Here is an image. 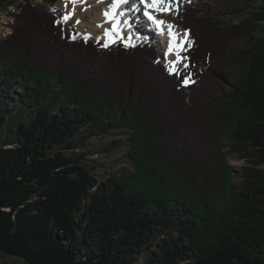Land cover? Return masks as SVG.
Returning <instances> with one entry per match:
<instances>
[{
  "label": "trees",
  "instance_id": "trees-1",
  "mask_svg": "<svg viewBox=\"0 0 264 264\" xmlns=\"http://www.w3.org/2000/svg\"><path fill=\"white\" fill-rule=\"evenodd\" d=\"M46 1L19 2L0 40V252L16 264H264V0L184 2L180 75L151 44L73 39ZM118 129L131 167L98 179L75 150ZM225 153L247 161L236 182Z\"/></svg>",
  "mask_w": 264,
  "mask_h": 264
},
{
  "label": "rangeland",
  "instance_id": "rangeland-1",
  "mask_svg": "<svg viewBox=\"0 0 264 264\" xmlns=\"http://www.w3.org/2000/svg\"><path fill=\"white\" fill-rule=\"evenodd\" d=\"M62 1H65V0H57L55 4L61 9L62 14L64 16L66 12H65V9L62 7V4H61ZM173 1H172L173 3L172 2L171 3L173 4L174 10L166 14L169 19L171 20L173 19L176 21L178 28L183 34L185 30L183 27H181L183 25L179 23L180 17L178 16V12L181 8V5L184 2H187L188 0H173ZM19 2H22L25 6L31 5L32 7H35V8L42 7V6H44V8H48L49 6V2L46 0H32V1L31 0H15L13 3L9 4L8 7L0 10V40L9 36L13 30V25L19 22L18 18H16V16H18L17 9L19 8L17 7L19 5L18 4ZM196 15L205 16L206 14L203 15V14L197 13ZM240 16L241 14L238 16L236 15L232 16L230 14H227L223 16L221 15L220 17L225 18V21L231 22L232 23L231 25H236L235 23L241 19V18H238ZM207 19L212 20V17L210 16V18H207ZM60 22H62V18L60 19ZM182 22H184V24L192 26L196 34L200 35L201 37L207 36L208 38L210 31L206 34L207 28L206 26L203 25L204 22H208V20L205 19V20L199 21L192 14H190L188 17L186 14ZM62 23L66 25L68 29H71V30L73 29L74 31H77V33L74 34L73 37H75L76 39L84 38V36H80L81 29L78 26V23H75V20L70 19L69 21L62 22ZM72 24L74 25L73 27L71 26ZM138 25H139V22H138ZM142 28L143 27H141V29ZM146 28L147 27H145L144 29ZM148 33H149V36H151V33L145 30V34H148ZM83 34L86 35V32H84ZM88 40H97V41L102 42L103 44L105 43L104 41L99 40L98 38H92ZM152 45L159 50V53L162 55V61L168 67V64L163 56L162 50L157 45V42H154V44ZM233 45L234 44H232V47ZM185 48H187V45H185ZM10 109H12V112H15L17 110V108L13 106H11ZM126 139H127V134H125L124 129L112 130L107 133L92 136L88 138L86 142L82 144L80 147H78L75 151L78 154L82 155L83 157L81 159L82 163H84L87 167H89L92 170V172L97 176L98 179H105L106 177L117 173V171L121 167H131L126 158V150H127V140ZM213 143H214V140L212 138L211 144ZM225 154H226V157H225L226 162L229 165L233 166L234 168V170L231 171V179L234 182H236L237 176L239 174V172H237L236 170H239L241 166L246 165L247 161L244 158H240L235 155H231V154L228 155L227 153ZM18 259L19 258L15 256L6 255L0 252V262L2 264H16L17 262H19Z\"/></svg>",
  "mask_w": 264,
  "mask_h": 264
},
{
  "label": "snow or ice",
  "instance_id": "snow-or-ice-1",
  "mask_svg": "<svg viewBox=\"0 0 264 264\" xmlns=\"http://www.w3.org/2000/svg\"><path fill=\"white\" fill-rule=\"evenodd\" d=\"M68 2L73 5V10L68 11L62 17V22H67L72 18L75 6L80 0H68ZM141 3L143 4V8H136L135 10L143 12V15L152 22L154 29L158 30L161 35L165 34V29L167 30L166 34L169 39L165 56H175V59L167 61V71L169 74L180 75L181 69H186L189 66L187 63L188 57L181 55L182 52H186L192 47L188 31H184L181 35L174 30V25L166 24V22L162 20H157L156 17L152 15V12L168 13L173 11L174 7L171 0H141ZM124 4H129V0H110V7L103 13L105 22L110 25L109 28L104 30V39L106 42L103 44V47L105 48L117 42L123 43L125 47L135 46L131 33L126 37L122 34L124 29L129 25L127 21H124L123 24L121 23L119 17L123 16L124 12H118L117 10ZM65 8H67V3L65 4ZM144 9H147L148 11H144ZM52 11H55V9L53 8ZM79 22V20L75 21V23ZM178 38L179 42L177 43ZM73 39H75V37H73ZM84 39H88V37L85 36ZM185 44L187 45V48H185ZM189 82H191L190 75L182 80L184 85H187Z\"/></svg>",
  "mask_w": 264,
  "mask_h": 264
},
{
  "label": "bare ground",
  "instance_id": "bare-ground-1",
  "mask_svg": "<svg viewBox=\"0 0 264 264\" xmlns=\"http://www.w3.org/2000/svg\"><path fill=\"white\" fill-rule=\"evenodd\" d=\"M66 3H67V8H65ZM61 4H62V7L65 9L66 13L68 11L73 10V5L71 3H69L68 0L62 1ZM135 5L143 7L141 0H129V4L121 5L120 9H118L117 11L120 12L123 9L129 10L130 7H132V6L135 7ZM109 7H110V0H80V2L75 6L74 15L71 18L75 21H77V20L80 21L78 23V26L81 29L80 30V36H84V37L90 36V37H88V39L98 38L99 40L106 42V40L104 39V30L106 28H109L110 25H109V23L105 22V17L103 16V13ZM167 14L166 13H158V14L153 13L152 15H154L157 20H162V21H165L166 24L174 25V30L177 33H180L182 35V32L178 28L176 21L173 19L172 20L169 19L167 17ZM127 15L130 16V19H131L130 24L132 26L129 29V33L133 34L132 30H134L136 33H138L137 36H139L141 38L149 37V33L145 34V30H147L148 32L151 33L149 28L144 29L145 27L142 26L140 23L138 25L139 20H138L137 12L135 10L132 13L127 12ZM119 19H120L121 23L123 24V22L126 20V16H123L122 18L119 17ZM148 25H150V24H148ZM141 27H143L142 29H144V30H142ZM166 31L167 30L165 29L164 35H161L159 33V31L154 32V34L152 35V37H153L152 40L154 42H157V45L162 50L163 56L167 62L169 60L175 59V56L174 55L165 56V52H166L167 45H168V39H169L167 34H166ZM84 32H86V35L83 34ZM122 34H124V33H122ZM135 39L139 40L138 37H136ZM135 39H133L134 42L136 41ZM178 42H179V38L177 40V43ZM181 55H183V53H181Z\"/></svg>",
  "mask_w": 264,
  "mask_h": 264
},
{
  "label": "water",
  "instance_id": "water-1",
  "mask_svg": "<svg viewBox=\"0 0 264 264\" xmlns=\"http://www.w3.org/2000/svg\"><path fill=\"white\" fill-rule=\"evenodd\" d=\"M0 264H2V263L0 262Z\"/></svg>",
  "mask_w": 264,
  "mask_h": 264
}]
</instances>
